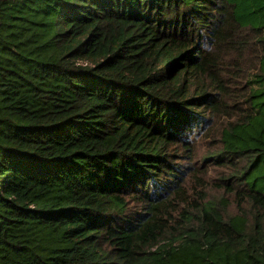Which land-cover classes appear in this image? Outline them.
<instances>
[{
  "label": "trees",
  "instance_id": "1",
  "mask_svg": "<svg viewBox=\"0 0 264 264\" xmlns=\"http://www.w3.org/2000/svg\"><path fill=\"white\" fill-rule=\"evenodd\" d=\"M0 264H264V0H0Z\"/></svg>",
  "mask_w": 264,
  "mask_h": 264
},
{
  "label": "rangeland",
  "instance_id": "2",
  "mask_svg": "<svg viewBox=\"0 0 264 264\" xmlns=\"http://www.w3.org/2000/svg\"><path fill=\"white\" fill-rule=\"evenodd\" d=\"M207 150H211V145H208L207 142H203L202 145L198 147V155L201 156ZM211 194H213V193H211Z\"/></svg>",
  "mask_w": 264,
  "mask_h": 264
}]
</instances>
